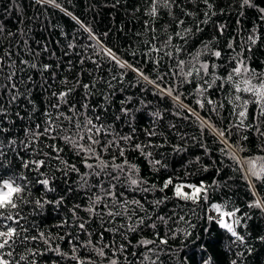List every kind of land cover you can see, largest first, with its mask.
Segmentation results:
<instances>
[{
    "label": "trees",
    "instance_id": "trees-1",
    "mask_svg": "<svg viewBox=\"0 0 264 264\" xmlns=\"http://www.w3.org/2000/svg\"><path fill=\"white\" fill-rule=\"evenodd\" d=\"M210 2L214 4L216 15H210L207 23H201L198 31L197 23L203 21L205 12L209 11L202 0H176L179 6L172 7L171 15L168 9L158 5L155 17L149 15L151 0H56L60 7L37 0H0V58L3 59L0 105L7 111L3 126L9 129L0 139L6 143L8 138H14L20 145L21 141L28 140L26 128L35 130L39 125L40 131H43L44 113L51 112L55 116L52 105L57 103V97L53 93L72 87L74 91L67 98L68 104H61L59 112L73 116L69 107L74 105L76 112L80 113L81 105L86 103L88 117L95 119V115L99 114L100 122L112 134L105 136L101 133L97 152L114 136H132L123 157L119 148L110 147L101 153L104 160L111 161L115 157V163L122 164L126 158L138 167L139 176L146 179L148 185L155 184L157 188L169 178L174 183L199 185L203 182L209 186L207 202L201 200L199 204H193L172 199L154 212L151 202L164 194L159 191H133L125 177L111 181L103 174L100 177L87 176V184L81 187V176L90 172L84 165V153L77 155L76 150L61 138L63 133L54 140L41 136L33 145L36 149L34 155L31 148L25 150L18 147L17 151L24 159L45 160V167L40 171L54 178V192H46L42 185L33 184V197L47 200L62 197L63 202L60 205L46 204L36 214H32L31 205L25 206L29 235H35L37 230L45 232L52 237V247L58 245L69 258L46 251L42 243L37 245L32 242L28 247H38L44 253L35 257L36 264H76L70 258L73 256V245L76 246L75 255L91 260L93 264H109L108 258L118 259L119 264H141L144 254L156 260L155 255L136 246L140 240L156 238L154 230L147 227L152 221L147 219L136 232L127 233V239L122 235V228L120 232L105 230L127 223L122 216H117L114 224L108 223L111 218L107 215L103 219L93 216L86 224L92 233L90 239L93 245L101 247L109 244L118 248L124 244L127 250L122 254L118 252L113 256V248H105L106 256L102 258L91 248L80 246L89 237L75 225L89 219V213L83 209L88 207L89 197L102 191L98 188L101 180L104 188H108L110 181L115 183L117 194L123 193L121 199H136L143 204V209L135 215H144L146 209L153 220L156 215L172 217L167 227L162 224L157 226L156 231L162 237L167 232L169 239L167 245L159 246L156 264H231L233 260H237V264L241 261L243 264H264V242L258 239L264 236V210L249 207L257 199L264 203V182L252 180L250 185L240 167V163L249 158L256 159L258 167L264 164L259 159L264 157V136L256 131L258 127L260 132H264V116L259 114L257 104L249 103L245 126H237L239 118L236 112L239 108L236 105L252 97L243 91L237 93L232 82L215 79L211 68V65H216V76L226 78L236 66L234 58H239L236 54L242 52L248 66L264 77V20L260 18L258 8L241 9L240 0ZM253 3L264 8V0H253ZM185 11L191 15H185ZM178 20H183V25L177 27ZM217 25H226L223 34L217 32ZM85 28L91 29V37ZM187 28L192 31L185 33ZM177 32L184 39L177 36ZM252 32L259 39L249 52L246 38ZM170 36L171 43L166 48L162 47ZM230 42L234 50L228 47ZM205 45L208 47L205 48ZM153 47L161 51H154ZM105 48L111 49L118 59L126 61L132 68H120L104 55ZM177 48L181 51L177 52ZM213 50L221 51L219 59L211 55ZM168 52L171 55H167ZM197 54L198 59L194 60ZM180 61L184 64L178 66ZM205 62L210 65L209 75L203 71L197 74L196 68ZM32 64L37 67H31ZM44 65L50 66L47 71L42 70ZM132 69H139L148 80ZM189 71L192 75L186 77L185 73ZM10 72H15L11 82L6 78ZM205 81L211 86L205 85ZM12 83H15L20 95L9 104L10 96L16 94L15 89L12 93L8 91ZM252 83L259 84L260 80L253 79ZM84 85L91 87L86 90ZM201 86L207 91H199ZM167 89L171 90V96L164 91ZM176 96H179V102ZM236 96H240L241 101H236ZM208 99L213 103L209 104ZM197 101H202L203 107ZM122 109H127V114ZM0 120H5V117L0 116ZM80 120H84L83 115ZM74 121L75 117L73 121L61 117L57 124L74 131ZM216 130H223L225 138L218 137ZM152 132L156 134L149 135ZM81 143L87 144V138ZM120 144L124 146L125 142ZM135 144L152 145L144 149L151 152V157L146 158L136 151ZM48 145L63 149L59 153L60 158L74 164L79 173L69 170L65 175L64 166L54 158L57 153ZM233 152L240 163L232 158ZM8 155L12 166L19 170V161L11 151ZM150 160H160L166 167L157 166V171ZM87 162L96 163L94 159ZM105 171L112 172V169ZM28 175L33 181L37 179L35 173ZM112 175L116 173L112 172ZM171 192L170 186L166 194L171 195ZM106 202L111 206L110 200ZM214 203L226 205L228 210L238 208V216L246 213L250 217L246 219V229H237L245 235L246 245L233 244L230 234L209 220L210 205ZM104 204L102 201L96 205L98 213L105 211ZM76 205L80 207L75 209L74 218L72 210ZM128 214L132 215L131 212ZM32 224L35 229L31 228ZM172 232L176 233L174 238ZM185 232L190 235H185ZM247 248H251V252ZM241 251L244 255L238 258ZM25 254V247L18 245L13 257L19 260ZM32 259L28 256V261ZM20 264L28 262L20 261Z\"/></svg>",
    "mask_w": 264,
    "mask_h": 264
},
{
    "label": "snow or ice",
    "instance_id": "snow-or-ice-1",
    "mask_svg": "<svg viewBox=\"0 0 264 264\" xmlns=\"http://www.w3.org/2000/svg\"><path fill=\"white\" fill-rule=\"evenodd\" d=\"M40 3H48L51 6L60 7L59 4L56 3V0H37ZM202 3L206 6L209 10L205 12V19L200 21L196 25V29L200 30L201 23H207L208 17L210 15H216L215 7L210 0H202ZM158 5L159 7L165 8L169 10V14L171 15V9L173 6L176 5V0H151V4L149 5V15L151 17H155L158 15ZM240 7L243 9L244 7H253L258 8L260 13V18L264 20V8H259L257 5L253 3V0H240ZM223 9H221V14ZM185 15H191V13L185 11ZM69 15H71L69 13ZM73 19H77L73 17ZM78 23H81L77 19ZM183 20L177 21V27L183 25ZM81 27H85L81 24ZM226 25H217L216 30L218 33L223 34L225 31ZM86 31L89 32L91 37V29L85 28ZM191 28H187L184 30L185 33L191 32ZM177 36H180L181 39H184V36H181L180 32L176 33ZM94 38V37H92ZM172 37L170 36L166 41L163 42L162 47L166 48L171 43ZM247 43H248V51H251V46L257 43L259 37L256 35L255 32H252L248 35ZM205 48L208 46L205 45ZM229 48L233 49V43H229ZM154 51H161L160 48L153 47ZM177 52L181 51V49L177 48ZM243 51V50H242ZM104 55L107 56L111 61H114L120 68H132L126 61H121L117 58V56L112 52L111 49H103ZM167 55H171L170 52L166 53ZM197 57H193V59H198ZM211 55L215 58L219 59L222 55L220 50H213ZM239 58L236 59V66L231 70V72L227 75V77H219L215 74L216 65H211L212 68V76L215 79H220L223 82H232L233 87L237 93L243 91L245 93H249L252 97L251 100H244L242 103L237 104L236 108H239V111L236 112L237 117L239 118V124L237 126H245L244 119L247 115V106L249 103H255L259 106V114L264 116V77L259 76L256 71L250 68L247 62L243 59L242 52L236 54ZM26 63V62H24ZM184 62L180 61L178 66L183 65ZM3 59L0 58V71H2ZM99 66V65H97ZM11 67V65H9ZM31 67L36 68L35 64H32ZM49 65L43 66V71H47L49 69ZM209 67L210 65L205 62L201 63L198 68H196L197 74L200 71H203L205 75H209ZM136 71L138 75L143 78L144 80H148V77L144 75L139 69H132ZM192 72L189 71L185 73V76H191ZM15 76V72H10L7 74V79L11 82L13 77ZM115 78V77H114ZM253 79H259V84H253ZM214 82V80H213ZM66 84L67 82L64 81ZM149 83H155L154 81H149ZM205 85L210 87L208 81H205ZM241 85H244L242 88ZM3 87H8L4 85ZM90 85H84V88L87 90ZM157 87H159L157 85ZM16 90V94H12L9 99V104L14 102L18 95H20L19 90L16 89L15 83L11 84V87L8 88L9 93H12V90ZM74 91V88L69 87L65 91L59 93H53L54 96L57 97V103L52 105V109L55 110V116L51 112H45V126L43 131H40V126L37 125L35 130L25 129V135L28 137L27 142L21 141L20 145H17L16 140L14 138H8L7 142L5 143L3 139H0V264H20V261H27L28 264H36L35 257L37 255H43L44 253L39 250V248H31L28 245L32 242H35L37 245L44 244L46 246V251L53 252L57 256H61L63 258H69L66 253L60 251L59 246L57 245L55 248L52 247V237L50 235H46L43 231H36L35 235H29L30 227L28 226L29 221L27 219V214L24 213L25 206L31 205V212L32 214H36L37 210H43L45 205H60L63 202V198L57 200H47V199H37L32 195V186L33 184L42 185L46 192H54L55 188L52 186L54 178L48 177L45 172H41L40 169L45 167V160H37V159H24L23 156L20 155L19 151H17L18 147H22L23 149L27 150L29 148L32 149V154L34 155L36 149L33 148L34 144H37L39 138L41 136L56 139L57 135L63 133L61 138L68 144L72 146L73 149L76 150V154L79 155L80 153H84V165L87 169L90 170L89 173H85L81 176V180L83 184L81 187L87 184V176L95 175L100 177L103 174L105 177H110L111 181H118L121 176L125 177L126 183L133 191H159L160 193L164 194L160 198L153 200L151 203L154 205L153 211L161 206L164 205L167 201L175 199L179 201H184L185 203L191 202L193 204H199L201 200L207 202L208 200V190L209 186L205 185L201 182L199 185L196 184H186V183H174L172 178H169L164 181L163 185L159 188L155 184L148 185V181L143 179L139 176V169L136 165L130 164L127 159H124L122 164L115 163V157L112 158L111 161H106L103 159L101 153L106 152L110 147H116L120 149V156L123 157L124 153L127 149L128 142L132 140V136H114L112 140L108 141L99 152L96 150V146L100 144V136L101 133L103 135L108 136L111 135V131L109 128H106L103 123L100 122L99 114L95 115V119L87 116V104H82L80 113H77L75 110V106L71 105L69 107V111L73 113V116H67L65 113L59 112V108L61 104H68V97L71 92ZM167 92L168 95L171 96V90L167 89L164 90ZM199 91L204 92L207 91V88L201 86ZM175 99L179 102V96H176ZM236 101H241L240 96L235 97ZM31 102V101H30ZM200 103L201 107H203L202 101H197ZM207 102L212 104L213 101L208 99ZM95 111V110H93ZM122 111L127 114V109H122ZM235 111V109H234ZM20 119V114H16ZM84 116V120L81 122L80 116ZM158 115V114H157ZM0 116L5 117V120H0V136H5L9 129L4 127V123L7 118V111L0 105ZM63 117L65 120L73 121V117H75L74 121V131L72 129H67L62 127V125H58L57 121H59ZM206 127H211L210 125L205 124ZM247 127H251L248 125ZM256 131L259 132L261 136H264V132H260L259 128H256ZM218 137L225 138V132L223 130H216ZM155 132L149 133V135H155ZM87 138V144L81 143V141ZM247 139V137H245ZM124 141V146H121L120 142ZM226 142V140H225ZM51 147L53 151L57 153L54 157L56 160H59L60 163L64 166L63 171L64 174L67 175L69 170L75 171L79 173V169L76 168L74 164H69L67 161L62 160L59 156V153L63 151L61 148H56L54 145H48ZM152 147V145H142V144H135L134 149L136 151L141 152L146 158L151 157V152H145L144 149ZM179 150V149H177ZM11 151L13 156L19 161V170L12 166V160L9 157L8 153ZM47 155V154H45ZM232 158L238 160L236 153H232ZM89 159H94L96 161L95 164H90L87 161ZM261 161H264V157L259 158ZM150 163L157 171H159V167H166L160 160H150ZM159 166V167H157ZM241 169L244 171L245 176L248 178V182L251 185L252 180H256L259 182H264V164H261L259 167L257 166L256 159H245L242 163H240ZM111 168L112 172H115L116 175H112V172L105 171L106 169ZM28 173H35L37 179L34 181L30 179ZM43 177V178H40ZM109 182L108 188L103 187V181L101 180L98 184V188L102 191L99 194L94 195V197H89V205L88 207L84 208L83 210L89 213L88 220H82V222L75 225V227L79 228L82 232L86 233L89 239L86 242H81L80 246L84 248H91L95 253L100 257H105L106 253L104 251L105 248H113V245L103 244L101 247H97L96 245L92 244L90 239L92 233L88 231L86 228V224L89 223L93 216H100L103 219L104 215H107L111 219L108 223L114 224L115 218L117 216H122L127 220V223L120 225L118 228L113 229H105L106 231L111 230L114 232H120V229H124L122 235L125 239H127V233L136 232L141 226L144 225L145 219L152 221L151 223L147 224V227H150L154 230L155 239L153 240H140L137 242V247H143L147 250V253L155 255L156 260L159 259L158 250L160 245H167L168 244V234L167 232L162 237L159 231H156L158 224H162L167 227L168 221L172 219L171 216H164V215H156L155 220L151 214L144 210V215H135L140 209H143V204L139 200L133 199L129 201L127 198L121 199L123 197V193L117 194L115 191L116 184ZM171 186L172 192L171 195L166 194V190L169 189ZM188 189V191H185ZM255 195V193H253ZM111 201V206L106 201ZM102 201L105 202L104 208L105 211L102 213H98L96 211V205L101 203ZM79 205H76L73 211V217H76V208H79ZM249 207H257L264 210V203L261 200L257 199ZM211 212L209 214V220L211 222L216 223L221 229L225 230L230 236L233 238L232 242L236 245H246L247 240L245 235L240 234L237 231L238 228H247L246 219H250L247 214H243L238 216L239 209L235 208L232 210H228L226 205H222L219 203H214L210 205ZM131 212L132 215L128 213ZM135 216V219H133ZM180 220H183V217H179ZM65 223H67L65 221ZM63 226V225H61ZM32 229H35V225H31ZM171 231V230H169ZM185 235H190V233L185 232ZM176 235L175 232H172V237L174 238ZM63 239V237H61ZM260 241L264 242V236L258 238ZM103 240V233L100 234V241ZM158 241V244H157ZM115 241H113V244ZM130 244L131 241H128ZM18 245H23L26 250L25 255H21L19 260H15L13 257V253L15 252V248ZM154 246V247H150ZM126 247L124 244L119 245L118 248H113V256H116L117 253H124L126 252ZM251 248H247V251L251 252ZM73 256L70 257L71 259L76 261V264H93L91 260H84L79 258L76 253V246L73 245L72 247ZM135 255V253H133ZM244 252L241 251L238 254V258L242 257ZM28 256H31L33 259L28 261ZM127 259V257H125ZM109 264H119L118 259L115 258H108ZM156 260L151 259V256L148 254H144L143 260L141 264H156ZM231 264H237V260H233ZM241 264L243 262L241 261Z\"/></svg>",
    "mask_w": 264,
    "mask_h": 264
}]
</instances>
